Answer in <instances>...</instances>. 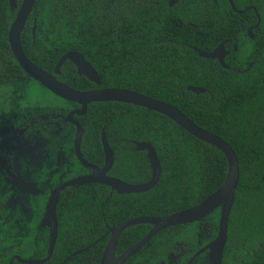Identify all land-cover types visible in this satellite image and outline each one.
<instances>
[{"label":"trees","instance_id":"1","mask_svg":"<svg viewBox=\"0 0 264 264\" xmlns=\"http://www.w3.org/2000/svg\"><path fill=\"white\" fill-rule=\"evenodd\" d=\"M156 1L152 8L153 0H34L20 34L23 51L28 60L49 74L65 53L77 52L96 71L100 85L78 77L68 60L60 68L61 76L56 77L59 82L76 90L116 88L140 93L176 107L198 127L224 140L236 154L239 182L222 264H264V62L259 63L256 52L251 51L253 67L247 73L203 77L201 72L195 76L186 59L189 49L184 38L159 15V7H165L163 0ZM216 1L217 6L228 8L226 0ZM251 1L262 9L259 0ZM21 2L17 0L18 7ZM246 3L249 0H235L237 8ZM182 4L204 7L207 3L179 1L178 5ZM16 11H10L8 0H0V112L11 110L13 101L23 108L26 103H39L68 109L69 104L61 105L63 101L29 78L15 61L8 31ZM192 84L204 88L206 94L195 96L184 89ZM32 86L39 92L34 91V101L28 99ZM80 124L84 129L81 152L97 166L103 165L100 135L104 132L114 157L109 176L128 184L149 180L146 152L135 150L140 142L155 150L161 174L156 186L146 193L118 195L108 187L91 185L76 190L65 202L62 193L57 241L45 264H62L73 253L86 249L65 264H99L107 237L100 239L110 228L128 219L161 218L193 207L214 193L226 177L227 161L218 149L145 108L92 103ZM66 144L69 148V141ZM218 217L215 211L206 218L202 245L216 236ZM197 226L161 232L132 261H139L142 255L146 259L152 255L149 262L156 261L167 251L174 252L176 242L194 252ZM148 228L141 224L125 229L116 254L139 241ZM9 254L26 259L23 253ZM7 258L0 250V261L6 263ZM197 261L206 264L204 254Z\"/></svg>","mask_w":264,"mask_h":264},{"label":"flooded vegetation","instance_id":"2","mask_svg":"<svg viewBox=\"0 0 264 264\" xmlns=\"http://www.w3.org/2000/svg\"><path fill=\"white\" fill-rule=\"evenodd\" d=\"M179 1L181 0H177L174 4H172V6H170V0H163L165 7L162 5L159 7V15L164 20H167L170 24H172V28L175 30L176 34L180 33L184 38V42L186 44L185 47L189 49L188 55H190H187L186 59L193 66L195 73L197 74H194L195 76L198 77L199 75H202L201 72L204 73L203 77L206 75L212 76L215 73L221 75H242L247 73L253 67V61L249 60L251 51L256 52L260 60L259 63L264 62V26H262V19L264 16V14L262 16V13H264V0H259L263 6L262 9L260 8V11L254 4H252L251 0H249V3H246L241 8H237L235 6V0H231V3L229 0H226L228 8L217 6L216 0H197L199 5H201L200 1L202 3H207L204 7L193 5H189L187 7L185 4L178 5ZM157 3L158 2L156 0H153L151 7L154 8ZM220 46L223 49L220 51L219 55L222 57V63H220L218 58L207 59L201 55V53H212ZM76 75L78 76L77 72ZM57 76H61L60 69L59 74L54 76L55 79ZM56 81L58 80L56 79ZM89 82L93 83L95 86L100 85V79L99 84L91 81ZM37 83L39 84V82ZM62 84L65 85L64 83ZM65 86L76 92L99 90H76L68 85ZM189 88H200L204 90V92L195 94L192 91H189ZM184 89L195 96L206 94V90L204 88L195 84L186 86ZM49 93L52 94L51 92ZM52 95L63 101L61 105L64 103L69 104V108L67 109L59 105L53 108H47L44 104L40 105L39 103H26V107L23 108L22 105L20 106L16 103V101H13L10 102L11 110L0 112V250L4 255H8L7 262L4 263L0 261V264H13L14 261L19 264H23L20 260L40 261L48 257L52 227L48 224L42 225V221L45 220L47 204L51 193L59 186L69 183L75 179L87 177L92 172L91 168L85 167L76 156L75 139L77 126L82 132L78 148L81 159L88 165H92L97 168L103 167V165L97 166L89 162L81 152V141L84 135V129L80 124L81 120L86 114L87 106L92 103L99 102L87 103L82 110V104L70 101L58 95ZM6 106L8 107V104ZM71 132H73V137H70ZM67 141H69V148L66 147ZM100 144L104 164L101 135ZM110 170L107 172V176H109ZM91 185L101 184L65 186L59 192L55 207L57 236L58 208L60 206L59 202L62 193H65V202L76 194V190ZM215 211H218L220 216V209ZM205 220L206 218L199 222H195L198 225L197 227L199 232L197 235V242L194 247L196 250L194 252H192V247L190 248L185 246L183 243L176 242L174 252L167 251L163 254L162 258H159L156 261L149 262V259L153 258L152 255H149L147 259L142 255L139 261L133 262L132 259L154 237L167 230L165 229L152 237L133 256L129 257L124 264H200L197 261V258L201 254H204L206 264H208V251H202V249L216 236L207 244H201L203 239L201 236L202 230H204L206 228L205 226H207ZM144 225H147L149 228L146 234L143 235L139 241L147 236L152 229V225ZM188 225L181 226L185 227ZM110 229L105 233V235H103L100 239L101 241L107 237L108 242ZM120 235L117 239L115 247L114 257L116 258L139 242L137 241L122 252L116 254V248ZM54 247L52 249L51 256L54 251ZM86 250L75 252V255L72 254L73 256L71 255L67 257L62 264H65L72 257L81 254ZM9 253L26 254V259H21L19 256L10 255ZM42 254L45 256L39 258ZM51 256L43 264L47 263Z\"/></svg>","mask_w":264,"mask_h":264},{"label":"water","instance_id":"3","mask_svg":"<svg viewBox=\"0 0 264 264\" xmlns=\"http://www.w3.org/2000/svg\"><path fill=\"white\" fill-rule=\"evenodd\" d=\"M176 1L177 0H170V6H172V4H174V2ZM229 2L231 3V0H229ZM33 4L34 0H22L20 6L18 7L17 0H8L10 11L13 12L17 10L15 18L11 23L8 31L9 48L15 61L29 78L39 82L41 86H43L47 91L51 92L54 95H58L70 101H75L82 104V110L87 103L91 102H117L138 106L149 111H153L161 116L170 119L173 123L178 125L181 129H183L194 138L218 149L224 155L227 161V174L221 186L214 193H212L210 196H208L195 206L162 218L139 217L130 219L120 223L116 227L111 228L109 240L106 244V247L104 248L99 264H124V262L129 257L133 256L141 247H143L152 237H154L160 231L172 227L199 222L207 218L217 209H220L217 235L209 244H207L202 249V251H208V264H222L223 253L227 242L229 216L234 205L235 192L239 182V163L233 149L220 137L198 127L176 107L167 103L157 101L148 96L126 89L105 88L90 92H76L63 85L62 83H59L58 81H56L54 76L59 74L60 67L66 60H68L75 66L78 76H83L87 80L99 84V78L96 71L87 61L84 60L83 56L77 52L65 53L58 60L52 74H48L35 66L26 57L20 41V34L24 29V25L29 14L31 13ZM221 50L223 49L220 46L212 53H201V55L207 59L218 58L220 63H222V57L219 56ZM188 90L192 91L195 94L204 92V90L200 88H189ZM81 133L82 132L80 128L77 126V134L75 139L76 156L85 167L91 168L92 172L87 177L75 179L73 181H70L69 183L59 186L51 193L47 204L45 220L42 221V225L48 224L52 227V234L49 242V255L46 259L40 261L20 260V262L23 264H43L51 256V252L57 236L55 207L57 204L59 192L65 186L101 184L109 187L117 194L123 195L146 192L155 187V185L158 183L161 174V167L155 150L150 144L140 142L136 143L135 145L136 151L146 152V158L151 168L150 179L143 184L132 185L106 175L113 165L114 158L113 152L107 143L104 132L101 133V143L104 154L103 167L97 168L95 166L88 165L81 159V155L78 149ZM137 224H150L152 225V229L147 236H145L141 241L124 252L121 256L117 258L114 257L115 247L120 233L125 228ZM75 254L76 253H73V255Z\"/></svg>","mask_w":264,"mask_h":264},{"label":"rangeland","instance_id":"4","mask_svg":"<svg viewBox=\"0 0 264 264\" xmlns=\"http://www.w3.org/2000/svg\"><path fill=\"white\" fill-rule=\"evenodd\" d=\"M32 90L31 91H29L28 92V99L30 100V101H34V97L35 96H37L36 95V93L34 92V91H36V92H38V89L35 87V86H32ZM39 93V92H38ZM46 96V95H45Z\"/></svg>","mask_w":264,"mask_h":264}]
</instances>
